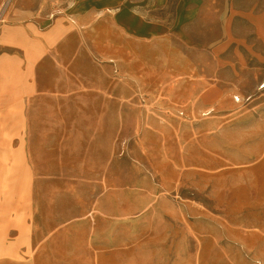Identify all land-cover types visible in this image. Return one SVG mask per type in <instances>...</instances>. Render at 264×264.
Masks as SVG:
<instances>
[{"label": "rangeland", "instance_id": "rangeland-1", "mask_svg": "<svg viewBox=\"0 0 264 264\" xmlns=\"http://www.w3.org/2000/svg\"><path fill=\"white\" fill-rule=\"evenodd\" d=\"M86 1L5 0L1 25L13 23L14 8L33 11L37 20L50 16L72 22ZM106 39L85 34L79 58L71 46L62 50L68 56L64 70L42 64V98L32 130L4 131L12 144L22 142L36 186L33 244L26 259H4L5 264H264V89L258 92L264 67H244L235 94L240 102L232 96L221 114H213L229 125L244 124L230 130L228 145L241 161L222 164L199 148L192 150L181 163L180 184L170 198L126 218H109L97 209L109 188L133 190L146 169L158 184L162 179L141 139L146 101L124 98L121 72L103 58ZM71 41L75 45L76 37ZM132 67L140 73L137 65ZM45 93L54 107L64 98L69 102L68 112L52 114L53 129L45 128ZM78 96L84 99L77 101ZM202 118L191 121L198 124ZM157 144L155 153L163 148ZM165 148L169 157H179L176 145ZM11 191L8 186L6 192ZM127 197L135 206L137 196ZM4 203L11 206L10 200Z\"/></svg>", "mask_w": 264, "mask_h": 264}, {"label": "crops", "instance_id": "crops-1", "mask_svg": "<svg viewBox=\"0 0 264 264\" xmlns=\"http://www.w3.org/2000/svg\"><path fill=\"white\" fill-rule=\"evenodd\" d=\"M4 1L0 0V12ZM11 14L13 23L0 25V203L5 205L0 206V240L10 236L9 250L16 259H26L33 244L35 170L20 138L12 144L4 131L32 130L41 97L42 64L64 70L68 56L62 50L71 46L79 58L85 34L107 38L103 58L121 72L124 98L145 99L141 139L162 179L158 184L146 169L133 190L109 188L98 199L99 212L126 218L134 210L145 211L170 198L180 184L181 163L192 150L199 148L222 164L242 160L228 145L230 130L243 129L244 124L229 125L213 114H221L232 96L238 97L244 67H264V0H87L72 22L50 16L37 20L24 8H14ZM110 77L117 81L113 74ZM47 96L45 128L53 129L52 114L65 112L69 102L64 98L65 103L54 107ZM198 115L203 118L196 124L191 119ZM155 142L163 145L158 153L152 148ZM170 142L178 147L179 157H169L165 147ZM255 145L258 148L262 142ZM8 186L11 193L6 192ZM128 194L137 196L135 206ZM8 200L11 206L4 203Z\"/></svg>", "mask_w": 264, "mask_h": 264}, {"label": "bare ground", "instance_id": "bare-ground-1", "mask_svg": "<svg viewBox=\"0 0 264 264\" xmlns=\"http://www.w3.org/2000/svg\"><path fill=\"white\" fill-rule=\"evenodd\" d=\"M239 99V98H238ZM236 101V100H235ZM240 101V100H239ZM6 183V182H5ZM5 185V184H4ZM12 243H10L6 237H3L0 240V259L4 260V259H14L16 258V254L15 252H12L11 250H9L11 248Z\"/></svg>", "mask_w": 264, "mask_h": 264}, {"label": "built area", "instance_id": "built-area-1", "mask_svg": "<svg viewBox=\"0 0 264 264\" xmlns=\"http://www.w3.org/2000/svg\"><path fill=\"white\" fill-rule=\"evenodd\" d=\"M1 22H2V20H0V25H1ZM260 88H261V89H264V84H262V85L260 86ZM234 99L236 100V102H240L239 99H238V97H235Z\"/></svg>", "mask_w": 264, "mask_h": 264}]
</instances>
